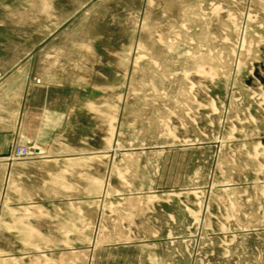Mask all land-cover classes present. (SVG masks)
Wrapping results in <instances>:
<instances>
[{"label": "rangeland", "instance_id": "1", "mask_svg": "<svg viewBox=\"0 0 264 264\" xmlns=\"http://www.w3.org/2000/svg\"><path fill=\"white\" fill-rule=\"evenodd\" d=\"M0 17L23 28L3 40L63 46L30 98L61 117L4 156L0 264H264V0H0ZM38 154L50 172L11 170Z\"/></svg>", "mask_w": 264, "mask_h": 264}, {"label": "crops", "instance_id": "2", "mask_svg": "<svg viewBox=\"0 0 264 264\" xmlns=\"http://www.w3.org/2000/svg\"><path fill=\"white\" fill-rule=\"evenodd\" d=\"M22 30L15 20L12 24L0 17V191L3 172L7 168L4 156L12 142L17 140L20 130H27L29 127L37 129L31 137L41 143L50 127L51 118L59 120L61 117L60 110H52L48 104L35 106L30 98L35 89L32 81L36 71L43 82L53 79L49 67L51 50L59 58L63 46L47 40L34 42L16 38L2 39L3 33H18ZM39 64L42 65V70L36 69ZM61 157L53 155V160L59 161ZM50 158V155L38 154L32 159L13 163L11 170L17 173L16 176L26 173L35 177L40 170L50 172Z\"/></svg>", "mask_w": 264, "mask_h": 264}, {"label": "water", "instance_id": "3", "mask_svg": "<svg viewBox=\"0 0 264 264\" xmlns=\"http://www.w3.org/2000/svg\"><path fill=\"white\" fill-rule=\"evenodd\" d=\"M258 75V74H257Z\"/></svg>", "mask_w": 264, "mask_h": 264}]
</instances>
